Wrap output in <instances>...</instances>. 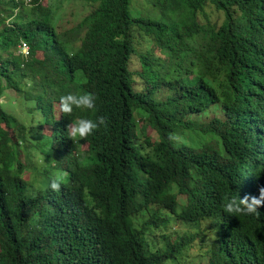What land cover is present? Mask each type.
<instances>
[{
  "label": "trees",
  "instance_id": "trees-1",
  "mask_svg": "<svg viewBox=\"0 0 264 264\" xmlns=\"http://www.w3.org/2000/svg\"><path fill=\"white\" fill-rule=\"evenodd\" d=\"M82 1L64 25L62 0H0V98L26 115L0 100V264H189L197 241L264 264V205L225 210L264 188V0ZM66 92L95 110L63 114Z\"/></svg>",
  "mask_w": 264,
  "mask_h": 264
},
{
  "label": "clouds",
  "instance_id": "clouds-1",
  "mask_svg": "<svg viewBox=\"0 0 264 264\" xmlns=\"http://www.w3.org/2000/svg\"><path fill=\"white\" fill-rule=\"evenodd\" d=\"M19 50L23 52L21 44ZM27 54V53H25ZM60 111L63 114L71 115L76 109H89L95 110L96 98L92 93L76 94L73 92H66L59 97ZM105 121L102 117L97 120L80 118L74 125L71 126L70 135L72 137L85 138L94 134L95 130L99 128ZM63 177L57 176L51 182L50 187L58 191ZM264 205V188L260 190L259 196L245 195L240 197L239 195L230 197L225 203V210L230 214L243 213L246 215H259V208Z\"/></svg>",
  "mask_w": 264,
  "mask_h": 264
},
{
  "label": "rangeland",
  "instance_id": "rangeland-1",
  "mask_svg": "<svg viewBox=\"0 0 264 264\" xmlns=\"http://www.w3.org/2000/svg\"><path fill=\"white\" fill-rule=\"evenodd\" d=\"M43 2H47V0H43ZM88 8V3L82 0H62L61 6L56 8V10L54 9L53 12H56L55 17L59 22H62L63 24L66 23L64 25H69L67 21H72V23L78 21L82 18L84 13L87 12ZM132 8L138 14H153L148 0H132ZM11 94L14 95L13 92H11ZM0 100L6 102V108L21 120L26 119L22 104H20L17 99L9 97L8 95H4L0 98ZM207 118L208 117H203L202 120H208ZM151 133L155 135V131H152ZM33 150L35 152L36 149L33 148ZM172 225L173 229L177 230L178 232L196 233L198 231L201 232V230L204 231V226H202L203 224L196 225L192 223H182L177 221ZM196 244L193 251L188 250L185 252L184 257L186 258V262L189 264H205L206 256H202L200 254L202 251L199 247L198 241ZM203 246H205V244Z\"/></svg>",
  "mask_w": 264,
  "mask_h": 264
},
{
  "label": "built area",
  "instance_id": "built-area-1",
  "mask_svg": "<svg viewBox=\"0 0 264 264\" xmlns=\"http://www.w3.org/2000/svg\"><path fill=\"white\" fill-rule=\"evenodd\" d=\"M29 0H26V2H28ZM21 48L23 50V52L28 53V45H26L25 43L21 44Z\"/></svg>",
  "mask_w": 264,
  "mask_h": 264
}]
</instances>
